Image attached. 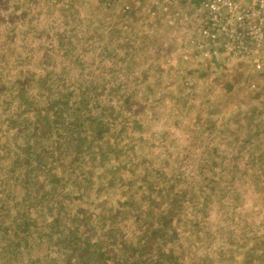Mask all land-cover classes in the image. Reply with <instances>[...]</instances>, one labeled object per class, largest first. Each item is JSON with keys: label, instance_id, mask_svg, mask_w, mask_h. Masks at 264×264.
<instances>
[{"label": "rangeland", "instance_id": "rangeland-1", "mask_svg": "<svg viewBox=\"0 0 264 264\" xmlns=\"http://www.w3.org/2000/svg\"><path fill=\"white\" fill-rule=\"evenodd\" d=\"M204 21L198 0H0V74L6 75L0 122L7 124L5 113L18 101L12 84L52 83L60 76L63 102L84 99L91 106L95 99L111 107L110 122L119 123L102 142L103 167L93 160L96 151L71 162L72 178L87 179L93 213L119 214L104 227L113 223L112 234L135 240L140 221L121 203H140L144 217L148 210L160 214L171 205L169 186L177 197L182 188L194 197L195 184L203 183L199 203L206 199L201 210L203 204L210 210L201 228L173 225L183 264H264V45L244 56L236 49L226 53L204 39ZM117 87L134 102L120 113ZM54 95L46 91L41 102ZM97 113L96 123L103 121ZM63 159L71 160L64 153ZM228 163L233 173L223 170ZM213 180L221 189L208 200ZM186 210L181 217L194 212ZM123 211L131 215L121 219ZM2 237L0 229L6 260L11 251H3ZM22 255L24 262L28 255Z\"/></svg>", "mask_w": 264, "mask_h": 264}, {"label": "trees", "instance_id": "trees-1", "mask_svg": "<svg viewBox=\"0 0 264 264\" xmlns=\"http://www.w3.org/2000/svg\"><path fill=\"white\" fill-rule=\"evenodd\" d=\"M93 31L90 29L89 35H94ZM5 76L2 72L0 81ZM54 78L52 83L35 84L29 80L28 83L12 84L10 94L16 90L18 101L5 113L7 124L4 120L0 122L6 127L3 130L5 140L0 142V224L4 226L0 229L5 240L3 251H11L6 260L0 258V264H183L182 256L173 247L178 239L173 225L180 222L194 231L201 228L210 210L205 204L201 210L200 203H205L206 199L199 203L206 192L205 185L195 184L198 193L194 197L191 191L185 193L184 188L180 189L182 194L177 197L171 193L175 190L174 185L169 186L165 196L171 205L160 214H150L148 210L144 217L140 215V203L134 202L136 207L129 200L121 203L122 209H132V215L137 222L140 221L136 226V239L112 234L113 229L109 226L113 223L106 228L104 221L109 218L114 222L119 214L103 210L100 212L103 217H100L93 213V199L86 193L87 179L72 178L71 162L96 151L97 158L93 160L99 159L98 166L103 167V156L107 153L102 150V142L110 131V125L116 127L119 123L115 119L110 122L112 110L109 114L108 111L111 107L103 106L95 99L91 106L84 99L68 104L63 102L60 76ZM33 89L37 90L35 97L28 94ZM46 91H53L55 95L46 97V103H42ZM116 93V108L120 113L132 99L130 95L123 99L121 87H117ZM99 110L103 113V121L96 123ZM134 126L125 125L124 130H133ZM105 148L110 150L109 146ZM63 153L71 160L64 162ZM234 169L231 163L223 168L228 173H233ZM218 188L221 189L219 181L213 180L207 187L208 200L210 196L218 195ZM83 200L91 201L86 208L76 204ZM190 207L194 212L181 217L184 214L182 209L186 212ZM198 213L200 216L196 217ZM130 215V211H123L120 218ZM118 229L116 225L115 230ZM253 249H248L249 257L255 256ZM23 253L28 255V259L21 262L18 257L24 259Z\"/></svg>", "mask_w": 264, "mask_h": 264}, {"label": "built area", "instance_id": "built-area-1", "mask_svg": "<svg viewBox=\"0 0 264 264\" xmlns=\"http://www.w3.org/2000/svg\"><path fill=\"white\" fill-rule=\"evenodd\" d=\"M205 15L201 34L224 52L248 55L264 45V0H198ZM248 51V52H247Z\"/></svg>", "mask_w": 264, "mask_h": 264}]
</instances>
